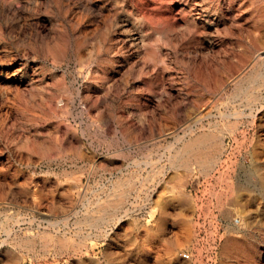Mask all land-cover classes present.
Listing matches in <instances>:
<instances>
[{
	"label": "rangeland",
	"instance_id": "374dc122",
	"mask_svg": "<svg viewBox=\"0 0 264 264\" xmlns=\"http://www.w3.org/2000/svg\"><path fill=\"white\" fill-rule=\"evenodd\" d=\"M0 264H264V0H0Z\"/></svg>",
	"mask_w": 264,
	"mask_h": 264
},
{
	"label": "bare ground",
	"instance_id": "6f19581e",
	"mask_svg": "<svg viewBox=\"0 0 264 264\" xmlns=\"http://www.w3.org/2000/svg\"><path fill=\"white\" fill-rule=\"evenodd\" d=\"M260 76V75H259ZM257 79H258V77H257ZM246 91L248 92V90H247V88H246V90H245V94H246ZM250 104V103H249ZM258 109V108H257ZM250 110V109H249ZM242 114V113H241ZM245 116V115H244ZM243 116V117H244ZM251 116V115H250ZM230 118V117H229ZM238 119V118H237ZM192 130V129H191ZM192 132V131H191ZM188 134V133H187ZM189 134H191V133H189ZM193 134V133H192ZM190 138V137H189ZM215 139V138H214ZM188 140V139H187ZM210 139H209V137H207V136H199V137H197V138H194L187 146H185V149H184V151H182V153L181 154H176L175 152H174V150H173V152L175 153V155H173L172 157H174V160H175V158L177 159V157H181L182 155L184 156V155H188V156H190V157H194V155H195V158H197V157H200L201 156V148L209 141ZM216 141V140H215ZM219 141V140H218ZM221 141V140H220ZM187 142V141H186ZM219 145V144H218ZM222 145V144H221ZM182 147V146H181ZM175 148V147H174ZM173 149V148H172ZM177 149V148H176ZM171 150H169V152H170ZM179 151V150H178ZM225 156V155H224ZM165 157V156H164ZM151 161V160H150ZM176 161H178V159L176 160ZM153 162V161H152ZM148 163V162H147ZM136 166V165H135ZM127 168V167H126ZM123 174V173H122ZM99 203V202H98ZM126 213V212H125ZM19 216V215H18ZM126 216H127V214H126ZM124 217V216H123ZM121 218V217H120ZM23 219V218H22ZM64 221H67V219L65 218V219H63ZM111 221H113V220H111ZM121 221V220H120ZM18 222V221H17ZM26 222V221H25ZM68 222V221H67ZM55 223H57V222H55ZM117 223V222H116ZM118 223H119V221H118ZM16 224V223H15ZM92 224V223H91ZM97 224V223H96ZM98 225V224H97ZM105 225V224H104ZM21 226V225H20ZM38 226V225H37ZM17 227H19V226H17ZM45 227V226H44ZM47 227H49V226H47ZM84 228V227H83ZM21 229H23V228H21ZM101 230V229H100ZM14 231V230H13ZM16 232H18V230H16ZM238 233V232H237ZM99 234V233H98ZM13 235V234H12ZM65 235V234H64ZM241 235H243V234H241ZM9 236V235H8ZM7 236V237H8ZM82 237V236H81ZM243 237V236H242ZM82 239V238H81ZM1 242H3V241H1ZM82 242V241H81ZM80 242V243H81ZM241 244V243H240ZM239 244V245H240ZM235 246V245H234ZM180 248V247H179ZM86 249V248H85ZM174 252V251H173ZM78 259V258H77ZM172 259V258H171ZM18 260H19V258H18Z\"/></svg>",
	"mask_w": 264,
	"mask_h": 264
},
{
	"label": "built area",
	"instance_id": "2783aa9c",
	"mask_svg": "<svg viewBox=\"0 0 264 264\" xmlns=\"http://www.w3.org/2000/svg\"><path fill=\"white\" fill-rule=\"evenodd\" d=\"M183 257L187 259L189 256L187 254H183Z\"/></svg>",
	"mask_w": 264,
	"mask_h": 264
}]
</instances>
